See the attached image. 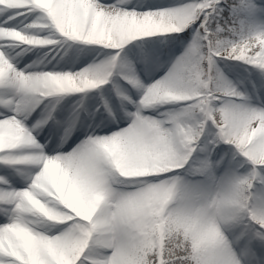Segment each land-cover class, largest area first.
I'll list each match as a JSON object with an SVG mask.
<instances>
[{
  "label": "snow or ice",
  "instance_id": "6c2138e0",
  "mask_svg": "<svg viewBox=\"0 0 264 264\" xmlns=\"http://www.w3.org/2000/svg\"><path fill=\"white\" fill-rule=\"evenodd\" d=\"M0 264H264V0H0Z\"/></svg>",
  "mask_w": 264,
  "mask_h": 264
}]
</instances>
